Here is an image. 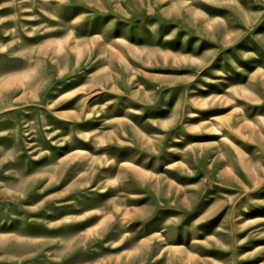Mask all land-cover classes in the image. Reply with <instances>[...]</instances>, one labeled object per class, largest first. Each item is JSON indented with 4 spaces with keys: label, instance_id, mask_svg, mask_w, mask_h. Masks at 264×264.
Masks as SVG:
<instances>
[{
    "label": "rangeland",
    "instance_id": "rangeland-1",
    "mask_svg": "<svg viewBox=\"0 0 264 264\" xmlns=\"http://www.w3.org/2000/svg\"><path fill=\"white\" fill-rule=\"evenodd\" d=\"M0 264H264V0H0Z\"/></svg>",
    "mask_w": 264,
    "mask_h": 264
}]
</instances>
